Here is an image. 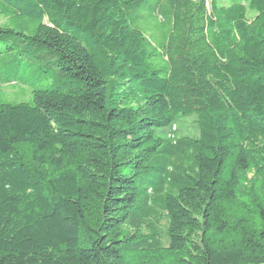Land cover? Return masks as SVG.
Segmentation results:
<instances>
[{"label": "trees", "instance_id": "1", "mask_svg": "<svg viewBox=\"0 0 264 264\" xmlns=\"http://www.w3.org/2000/svg\"><path fill=\"white\" fill-rule=\"evenodd\" d=\"M0 15V264H264V0Z\"/></svg>", "mask_w": 264, "mask_h": 264}, {"label": "rangeland", "instance_id": "2", "mask_svg": "<svg viewBox=\"0 0 264 264\" xmlns=\"http://www.w3.org/2000/svg\"><path fill=\"white\" fill-rule=\"evenodd\" d=\"M229 0H219V4H228ZM0 25L12 26L13 23L8 21L4 16L0 15ZM2 92L0 96L3 99L12 101H24L31 97V87L26 84H16V85H2L0 86ZM172 130L175 135H196L197 129L195 127V117L190 116L186 118L179 119L175 125H173ZM173 134V133H172ZM165 221L162 222L161 228L165 226Z\"/></svg>", "mask_w": 264, "mask_h": 264}]
</instances>
